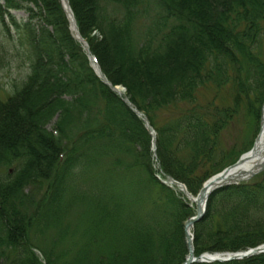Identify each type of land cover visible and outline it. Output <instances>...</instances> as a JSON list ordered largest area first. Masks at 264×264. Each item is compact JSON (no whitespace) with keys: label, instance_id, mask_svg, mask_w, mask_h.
<instances>
[{"label":"trees","instance_id":"16d2710c","mask_svg":"<svg viewBox=\"0 0 264 264\" xmlns=\"http://www.w3.org/2000/svg\"><path fill=\"white\" fill-rule=\"evenodd\" d=\"M67 1L102 74L157 133L163 175L196 194L226 166L221 140L230 121L264 101V0ZM148 1L156 12L136 39ZM19 10L28 17L22 25L8 14ZM0 17H10L8 27L0 22V69L17 59L29 66L21 91L0 103V166L17 168L0 182V264H43L33 229L51 234L44 264H181L193 209L154 177L143 122L94 75L58 0H0ZM213 88L232 106L201 104ZM180 103L193 110L177 114ZM170 111L165 126L154 122ZM33 183L45 191L30 201L32 213L18 210L11 201L24 200ZM261 184L213 193L194 227L196 257L264 244ZM210 264H264V254Z\"/></svg>","mask_w":264,"mask_h":264},{"label":"rangeland","instance_id":"374dc122","mask_svg":"<svg viewBox=\"0 0 264 264\" xmlns=\"http://www.w3.org/2000/svg\"><path fill=\"white\" fill-rule=\"evenodd\" d=\"M107 0H99L100 5H106ZM147 8L148 12L145 15H141L137 18L135 21L134 25V37L136 39L144 37L146 31L150 27V16H153V13L156 12L155 5L151 2H147ZM114 4L108 2V6L106 10L109 12V14L116 15L118 11L116 10ZM12 17L15 19L17 22H24L26 15L22 12H13ZM162 27V26H161ZM153 28V27H152ZM164 27H162L163 29ZM19 62H15L11 68H5V69H0V103L4 102L6 98L10 95H14V97L17 93L21 91L22 87V82L26 78V76L29 74V66L28 64H25L24 61L17 59ZM229 77L230 79L234 80L235 74L233 73V70H229ZM123 93H125V89L122 86H118ZM220 93H217V91L211 89L206 95H205V100L204 101H199L201 104H207L211 110H213V107H217L218 109L221 108H226L228 105L232 106V104L228 101V98L226 95H220L219 98H216V95H219ZM3 107V106H1ZM175 110H178L177 114H181L183 112H190L193 110V105H185V104H178L177 107H172ZM264 111V101L259 103L258 101L254 102L252 105V108L247 112L243 108L239 110V112L234 116V118L230 121L229 124H231L226 132H224L225 136L222 138L221 143H222V150H223V163L221 167H228L234 163L236 159H238L241 155H243L246 150L252 144L254 143L256 136L259 132V127H260V120H258L259 117L256 116L257 112L261 115ZM176 114L174 111L168 112H159V114L156 116V119H154V122H157L159 125H166V122H170L172 116ZM174 117V116H173ZM52 123L47 126L46 125V130L52 129ZM156 139H157V133H156ZM156 149H157V143H156ZM154 156V157H153ZM152 156V159L150 162L153 163V170L154 172H159L161 171V168L159 166V160L157 159L156 153L155 155ZM223 168V169H224ZM16 164L14 162L12 163H7L3 164L0 166V182L6 180L7 177H13L15 176V170H16ZM261 172L257 173L255 176L250 178L247 182H256V184H259L262 182V186H264V178L261 177ZM210 179V178H209ZM207 179L206 181H208ZM246 183V182H245ZM205 182L202 184L204 185ZM201 185V187H202ZM200 187V188H201ZM28 191L30 194H32V200L35 202V193H40L38 191L40 190H45L44 184L42 186H38L37 183H33L32 187H27ZM199 188V190H200ZM40 189V190H38ZM26 190V187L23 189L21 192L22 197L24 196V200H20L21 196L20 194L17 195L16 199H13L11 201L12 204L17 206V209L22 211L23 210V205L25 208L28 209V213H32L33 206H31L30 199L29 197H26V194L24 195V191ZM33 190V191H32ZM38 190V191H37ZM198 193V192H197ZM196 194L190 195V200L186 199V202H188V205L193 206L192 200L195 199L197 196ZM28 195V194H27ZM23 197V198H24ZM18 205H22L19 207ZM77 213V211H75ZM77 217V214L74 215V211L71 213V218L69 221L73 223ZM250 217L253 218H258L259 215H252ZM32 239L35 241L37 240L39 242V252H44L47 253V245L50 244L51 240V234L46 232H36L34 229L32 231V234L30 235ZM39 237V238H38ZM37 251V256L40 258L39 254ZM7 257L12 258L13 255H8ZM6 257V258H7ZM4 258V259H6Z\"/></svg>","mask_w":264,"mask_h":264},{"label":"water","instance_id":"95a60500","mask_svg":"<svg viewBox=\"0 0 264 264\" xmlns=\"http://www.w3.org/2000/svg\"><path fill=\"white\" fill-rule=\"evenodd\" d=\"M113 90L118 93L117 88H113ZM242 162H243V158H241L235 165H233L231 167H228L227 169L222 171L220 174H218L215 177H213L212 180H216V181L219 180L220 182H222L223 180H225L227 172L229 170L239 166ZM263 169H264V161L259 165L257 170L251 172L247 176H245L243 178H241V177L231 178L228 181L217 185L214 189H217V188H220V187H225V186L237 185L240 182L247 181L248 179H250L255 174L261 172ZM210 184L213 185L214 182H212ZM204 194H205V187L200 191V193H199V195L197 197V200L195 202V209H196L195 217L189 219L184 225V238H185V244H186V249H187V256H186L183 264H192V263L198 261L197 259L194 258V250H193V247H192V238L190 237V235L188 233V229H189V227H192L194 224H196L198 221H200L201 218H202L201 205L205 201ZM263 252H264V247L257 248L256 250H252L251 252H248L246 254H236V255L234 254V255L228 256L227 259H222V258H219L218 256H215V257H205L204 256V257H201V260L203 262H210V261H213V262H227V261L234 260V259L250 257V256H252L254 254L263 253Z\"/></svg>","mask_w":264,"mask_h":264},{"label":"bare ground","instance_id":"6f19581e","mask_svg":"<svg viewBox=\"0 0 264 264\" xmlns=\"http://www.w3.org/2000/svg\"><path fill=\"white\" fill-rule=\"evenodd\" d=\"M264 161V111L262 113L261 118V128L260 132L258 134V137L256 138L254 142L253 151L251 153H248L246 157L244 158L243 162L229 170L226 174L225 180L220 182L219 180H211V183L214 182L213 187L222 184L223 182L228 181L231 178H237V177H245L251 172L258 169L259 165ZM208 187L211 186L210 183L207 184Z\"/></svg>","mask_w":264,"mask_h":264}]
</instances>
